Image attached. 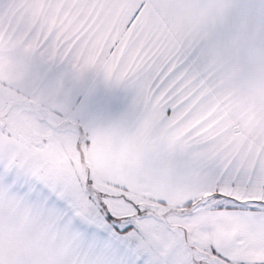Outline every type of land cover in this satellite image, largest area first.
Returning a JSON list of instances; mask_svg holds the SVG:
<instances>
[{"label":"snow or ice","instance_id":"snow-or-ice-1","mask_svg":"<svg viewBox=\"0 0 264 264\" xmlns=\"http://www.w3.org/2000/svg\"><path fill=\"white\" fill-rule=\"evenodd\" d=\"M0 264H264V0H0Z\"/></svg>","mask_w":264,"mask_h":264}]
</instances>
